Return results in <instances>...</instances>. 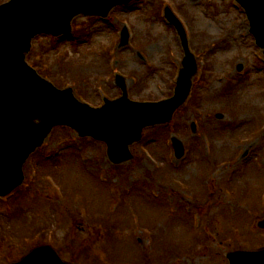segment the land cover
Here are the masks:
<instances>
[{
  "label": "rangeland",
  "instance_id": "obj_1",
  "mask_svg": "<svg viewBox=\"0 0 264 264\" xmlns=\"http://www.w3.org/2000/svg\"><path fill=\"white\" fill-rule=\"evenodd\" d=\"M231 2L136 0L106 19L77 16L71 35L36 37L28 63L91 106L121 95L117 73L132 100L157 101L173 93L184 56L168 6L198 73L173 120L131 146L132 161L113 165L103 144L54 128L24 165L32 186L0 200V233L55 228L56 249L75 264H228L230 250L264 247V57ZM193 121L208 134H193ZM171 137L184 145L179 160ZM15 238L0 237V264L30 247Z\"/></svg>",
  "mask_w": 264,
  "mask_h": 264
},
{
  "label": "water",
  "instance_id": "obj_2",
  "mask_svg": "<svg viewBox=\"0 0 264 264\" xmlns=\"http://www.w3.org/2000/svg\"><path fill=\"white\" fill-rule=\"evenodd\" d=\"M133 0H11L0 5V194L6 195L22 179V166L56 126H68L80 136H91L107 144L113 163L132 158L129 146L141 138L145 127L167 123L186 100L196 63L190 53L181 23L165 9L166 18L177 29L185 50L175 95L160 102L128 99L124 79L116 77L123 95L93 108L76 99L71 88L59 89L37 74L25 61L31 40L38 34L61 35L71 31L78 14L108 15L117 5ZM247 14L250 32L264 54V0H237ZM128 42L122 32L120 45ZM175 156L183 155L180 140L173 138ZM264 228V221L259 223ZM229 264H264V248L227 253ZM15 264H67L51 249H35Z\"/></svg>",
  "mask_w": 264,
  "mask_h": 264
},
{
  "label": "flooded vegetation",
  "instance_id": "obj_3",
  "mask_svg": "<svg viewBox=\"0 0 264 264\" xmlns=\"http://www.w3.org/2000/svg\"><path fill=\"white\" fill-rule=\"evenodd\" d=\"M27 232H28L27 234H23V235L21 234L19 236H16V238H15L16 241L18 240L17 242H21V243L23 242L24 244H30V247L27 249L26 252L23 253V255L20 258H22L30 250H32L33 248L38 247V246L48 245V246H51L53 248H56L55 247L56 234L55 233L52 234L51 230L35 229V230H27ZM7 236L15 237L14 235H7ZM5 237H6V235H4V239H5ZM19 259L9 261L7 264L15 262Z\"/></svg>",
  "mask_w": 264,
  "mask_h": 264
}]
</instances>
